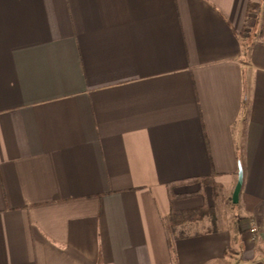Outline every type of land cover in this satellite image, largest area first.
<instances>
[{
  "label": "crops",
  "instance_id": "0c3cea01",
  "mask_svg": "<svg viewBox=\"0 0 264 264\" xmlns=\"http://www.w3.org/2000/svg\"><path fill=\"white\" fill-rule=\"evenodd\" d=\"M249 1L0 0V264H264Z\"/></svg>",
  "mask_w": 264,
  "mask_h": 264
},
{
  "label": "trees",
  "instance_id": "16d2710c",
  "mask_svg": "<svg viewBox=\"0 0 264 264\" xmlns=\"http://www.w3.org/2000/svg\"><path fill=\"white\" fill-rule=\"evenodd\" d=\"M261 2L264 3V0H250L248 3V11L251 12L255 10L256 12H258ZM205 213L206 208H198L183 212H174L169 218V223L172 226L171 228H173L174 226H176V224H179L180 222L200 218Z\"/></svg>",
  "mask_w": 264,
  "mask_h": 264
},
{
  "label": "water",
  "instance_id": "95a60500",
  "mask_svg": "<svg viewBox=\"0 0 264 264\" xmlns=\"http://www.w3.org/2000/svg\"><path fill=\"white\" fill-rule=\"evenodd\" d=\"M241 183H242V170H241V168H239L238 176H237V182L235 184V187H234V190L232 193V197H231V200L233 203H237V201H238V194H239V191L241 188Z\"/></svg>",
  "mask_w": 264,
  "mask_h": 264
},
{
  "label": "built area",
  "instance_id": "2783aa9c",
  "mask_svg": "<svg viewBox=\"0 0 264 264\" xmlns=\"http://www.w3.org/2000/svg\"><path fill=\"white\" fill-rule=\"evenodd\" d=\"M250 232H256V227H254V226L251 227V228H250Z\"/></svg>",
  "mask_w": 264,
  "mask_h": 264
},
{
  "label": "rangeland",
  "instance_id": "374dc122",
  "mask_svg": "<svg viewBox=\"0 0 264 264\" xmlns=\"http://www.w3.org/2000/svg\"><path fill=\"white\" fill-rule=\"evenodd\" d=\"M250 13L256 14L257 12L255 10L251 11Z\"/></svg>",
  "mask_w": 264,
  "mask_h": 264
}]
</instances>
